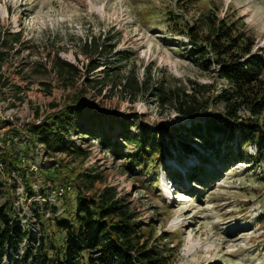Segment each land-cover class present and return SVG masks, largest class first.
Returning a JSON list of instances; mask_svg holds the SVG:
<instances>
[{
  "label": "rangeland",
  "instance_id": "rangeland-1",
  "mask_svg": "<svg viewBox=\"0 0 264 264\" xmlns=\"http://www.w3.org/2000/svg\"><path fill=\"white\" fill-rule=\"evenodd\" d=\"M204 12L236 20L256 37L255 48L264 47V0H0L2 30L22 33L21 43L9 50L4 62L6 85L0 84V130L5 139L0 156L16 166L15 171L6 166V180L10 186L16 183L17 207L31 208L30 189L68 187L60 202L61 213L73 216L78 194L74 179L94 169L103 175L95 188L116 186L138 213L151 244L164 254L173 249L169 264H264V162L257 166L249 160L224 162L197 141L185 138L200 148L206 158L202 162L181 150L176 135L174 146L164 139L174 155L166 159V167L153 160L140 168L129 164L132 142L118 152L107 146V142H120L123 147L120 126L112 128L113 115L138 114V121L148 127L174 128L187 121L174 110L162 109L150 95L132 103L107 89L96 97L92 91L84 93L82 131L97 133L91 139L75 138L89 150L86 158L61 153L38 157L39 148L28 135V124L54 111L52 103L62 107L83 90L84 78L64 88L52 60L59 55L80 66L87 63L82 45L91 34H109L118 50H129L128 63L136 65L140 78L151 67L155 83L160 80L189 93L197 84H213L217 94L224 81L190 59L187 36L173 33L175 27L169 24L172 14L180 16L183 24H194ZM97 110L113 115H94ZM133 132L140 130L134 126ZM194 166L198 174L211 179L192 183L186 175ZM175 171L182 173L181 182L175 181L180 178ZM44 220L43 235L63 245L66 232L48 217ZM20 249L22 255L29 243L24 241Z\"/></svg>",
  "mask_w": 264,
  "mask_h": 264
},
{
  "label": "trees",
  "instance_id": "trees-1",
  "mask_svg": "<svg viewBox=\"0 0 264 264\" xmlns=\"http://www.w3.org/2000/svg\"><path fill=\"white\" fill-rule=\"evenodd\" d=\"M169 24L175 27L173 33L187 36L190 59L203 71L214 72L224 81L222 89L213 93V84L205 83L193 86V92L189 93L160 80L155 83L151 67L145 68L140 78L136 65L128 63L130 51L118 50L113 36L88 35L82 45L87 63L80 66L59 55L52 60V68L64 88L73 87L84 78L83 90L62 107L52 103L54 111L40 122L28 124L30 139L45 146L46 157L60 153L89 156V150L75 139L97 136L91 129L82 131L84 93L92 91L96 97L107 89L108 93L118 92L132 103L140 96L150 95L162 109L174 110L187 119L174 128L148 127L144 121H138V114L115 116L104 110L93 112L103 117L113 115L112 128L120 126L123 147L120 142H107L113 151L128 149V143L132 142L129 164L145 168L154 160L166 167V159L174 155L164 139L168 138L174 146L176 135L180 137L181 150L187 156L200 157L202 162L206 158L200 148L185 138L197 141L204 151L211 150L224 162L249 160L256 166L264 162V47L255 48L256 37L251 32L240 28L236 20L219 17L215 12H204L194 24H183L180 16L172 14ZM8 34L0 26V84L9 50L15 49L22 39L20 32ZM134 126L139 128L138 134L133 132ZM251 147L254 152L249 151ZM177 160L180 164L181 156ZM3 162L7 168H16L5 158ZM197 167L190 168L186 175L192 183L211 179L198 174ZM175 174L180 177L175 181L181 182L182 173L175 171ZM102 179V172L94 169L77 175L73 216L58 215L62 205L32 203L40 229L38 235L16 211L13 194L16 185L10 186L0 172V264L6 258L8 264H169L173 249L164 254L158 245L151 244L138 213L118 188L110 185L95 188ZM46 189L30 192V196H45ZM46 217L66 232L63 245L58 246L43 235ZM24 241L29 243V250L20 255Z\"/></svg>",
  "mask_w": 264,
  "mask_h": 264
},
{
  "label": "built area",
  "instance_id": "built-area-1",
  "mask_svg": "<svg viewBox=\"0 0 264 264\" xmlns=\"http://www.w3.org/2000/svg\"><path fill=\"white\" fill-rule=\"evenodd\" d=\"M3 116L0 115V118H2ZM1 131L0 130V155H1V152L3 150V144H2V141H4L5 139H3V134H1ZM3 139V140H2ZM39 150L37 152V156L38 157H41L42 155L45 154V146L43 144H39V143H36ZM15 171V170H14ZM0 172H1V175L3 176V178L6 179V165L4 164L3 162V158L0 156ZM14 173V172H13ZM16 184V183H15ZM16 189H19V186L16 188ZM46 195L45 196H41V195H38V196H30V192H37L36 191H28V198L33 200L32 203L34 202H38V203H42V204H49V205H52V204H56L58 205L59 207L61 206V203L63 201V196L64 194L67 192V188H64V187H61L59 190L57 189H54L52 186L51 187H47L46 189ZM39 191V190H38ZM16 199V198H15ZM59 203V204H58ZM15 208H16V211L18 212L20 218L22 219L23 223L29 228L31 227L33 231H35L38 235H40V229L39 227H37L36 225V217H35V214L32 210V206L31 208L27 209H23L21 207H17V204H16V200H15ZM62 208L59 209L58 211V215L61 214V211ZM50 213H47V215L49 216ZM32 215V216H30Z\"/></svg>",
  "mask_w": 264,
  "mask_h": 264
}]
</instances>
